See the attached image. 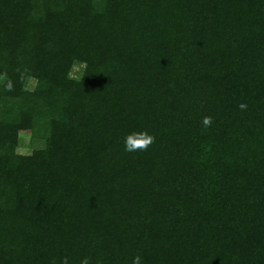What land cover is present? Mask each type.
Returning <instances> with one entry per match:
<instances>
[{"label": "trees", "instance_id": "1", "mask_svg": "<svg viewBox=\"0 0 264 264\" xmlns=\"http://www.w3.org/2000/svg\"><path fill=\"white\" fill-rule=\"evenodd\" d=\"M136 256L264 264V0H0V264Z\"/></svg>", "mask_w": 264, "mask_h": 264}, {"label": "clouds", "instance_id": "2", "mask_svg": "<svg viewBox=\"0 0 264 264\" xmlns=\"http://www.w3.org/2000/svg\"><path fill=\"white\" fill-rule=\"evenodd\" d=\"M11 89V84L8 85ZM247 105L241 104L240 108L242 110L246 109ZM203 125L207 128L210 127L212 120L211 117H204L202 121ZM155 142V137L150 135L147 131L144 132H134L129 134L125 139V150L128 152L135 151H146ZM64 264H67V259L65 258ZM87 264V260L83 262ZM133 264H141V257L136 256L133 260Z\"/></svg>", "mask_w": 264, "mask_h": 264}, {"label": "rangeland", "instance_id": "3", "mask_svg": "<svg viewBox=\"0 0 264 264\" xmlns=\"http://www.w3.org/2000/svg\"><path fill=\"white\" fill-rule=\"evenodd\" d=\"M21 142L19 146V153L21 154H30L33 148H38L40 145L38 143H33L29 134L22 133L20 135Z\"/></svg>", "mask_w": 264, "mask_h": 264}]
</instances>
